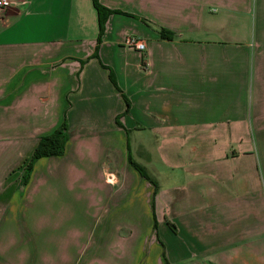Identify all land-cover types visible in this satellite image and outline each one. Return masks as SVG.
<instances>
[{
  "label": "crops",
  "instance_id": "crops-1",
  "mask_svg": "<svg viewBox=\"0 0 264 264\" xmlns=\"http://www.w3.org/2000/svg\"><path fill=\"white\" fill-rule=\"evenodd\" d=\"M98 2V38L91 0L0 12V264H63L84 208L86 264H264V0ZM62 122V155L18 188Z\"/></svg>",
  "mask_w": 264,
  "mask_h": 264
},
{
  "label": "trees",
  "instance_id": "trees-1",
  "mask_svg": "<svg viewBox=\"0 0 264 264\" xmlns=\"http://www.w3.org/2000/svg\"><path fill=\"white\" fill-rule=\"evenodd\" d=\"M92 6L96 12V21H97V29L98 34L97 38L101 34L103 29V24L106 17L114 13L113 10H109L102 5L99 4L98 0H91ZM158 34L162 39H170L172 34L166 30L159 29ZM68 139V133L66 132L65 123L62 122L56 129H54L49 134L40 136L35 146L30 152V155L24 160L23 164L21 165L20 176L18 180V188H24L28 183L30 174L33 169V165L36 160L40 158H48V157H59L62 155L64 150V145ZM128 163L129 165L144 179L148 180L149 183L153 186L154 191L156 188V183L151 180L145 173L144 169L133 162L128 156ZM155 222H153L154 224Z\"/></svg>",
  "mask_w": 264,
  "mask_h": 264
},
{
  "label": "rangeland",
  "instance_id": "rangeland-1",
  "mask_svg": "<svg viewBox=\"0 0 264 264\" xmlns=\"http://www.w3.org/2000/svg\"><path fill=\"white\" fill-rule=\"evenodd\" d=\"M133 137V136H132ZM132 147H134L133 144V140H132ZM132 157L134 159V161H139V165H141L142 167L145 168L149 178L155 179L157 184L160 186V188H165L167 186L168 180L166 179L167 177V171H165L163 168L164 166L159 164H154L153 166H151V160L149 161H145L142 162L140 160H137L136 158V153L135 150H132ZM149 154V152H148ZM146 157H148L147 155H145ZM41 161L36 160L35 161V168L39 169L41 166ZM105 166H107V162L104 163ZM151 167L154 168V173L155 174H151ZM158 173V175L156 174ZM34 204H32L33 206ZM66 212V211H65ZM82 212H84V214H82ZM87 211L84 208V210L80 211L78 213V218L73 217V222H77L80 230L84 231V233L82 234V236L80 238H78L75 241L74 246L71 247V249L69 250L70 256L68 258L67 261H63V264H86L87 262V254L89 253V245H88V233H89V223L90 220L88 221L87 218ZM65 231H70L71 229V219L68 222V224H66L63 228Z\"/></svg>",
  "mask_w": 264,
  "mask_h": 264
},
{
  "label": "built area",
  "instance_id": "built-area-1",
  "mask_svg": "<svg viewBox=\"0 0 264 264\" xmlns=\"http://www.w3.org/2000/svg\"><path fill=\"white\" fill-rule=\"evenodd\" d=\"M9 5L8 0H0V12L7 8ZM123 46L131 48L137 52H142L144 50V43L134 37H125L122 41Z\"/></svg>",
  "mask_w": 264,
  "mask_h": 264
}]
</instances>
